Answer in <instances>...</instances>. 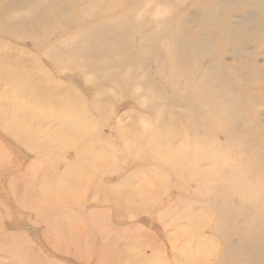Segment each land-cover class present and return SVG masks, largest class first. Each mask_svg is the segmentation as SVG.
Returning a JSON list of instances; mask_svg holds the SVG:
<instances>
[{
  "label": "rangeland",
  "instance_id": "rangeland-1",
  "mask_svg": "<svg viewBox=\"0 0 264 264\" xmlns=\"http://www.w3.org/2000/svg\"><path fill=\"white\" fill-rule=\"evenodd\" d=\"M0 66V264H264V0H0Z\"/></svg>",
  "mask_w": 264,
  "mask_h": 264
},
{
  "label": "bare ground",
  "instance_id": "bare-ground-1",
  "mask_svg": "<svg viewBox=\"0 0 264 264\" xmlns=\"http://www.w3.org/2000/svg\"><path fill=\"white\" fill-rule=\"evenodd\" d=\"M28 77H30V75L26 71L23 72L22 70L20 71V70H18L16 68L14 69L13 67L11 68V67H8V66L7 67L6 66H4V67H1L0 66V78H3L6 83L11 84L12 86L14 85L13 88H15V89H16V87L18 89L20 88V91H23L21 89H24V90H27L30 93H33L35 95V92L38 90L37 88L39 86L35 85L36 83H34L32 79L30 81ZM43 81H44V79H43ZM50 82H51L50 80H48L47 78H45V81L43 82V85L42 86L43 87H46V88H51L52 87L51 86L52 84H50ZM12 91H15V90H12ZM12 91L9 92L8 95L11 96L12 95ZM15 92H17V90ZM8 102H11V101H9L8 97H6V99H4V100H2L0 98V118L1 117L3 119L6 118V116H5L6 115V108H5V106H6V104ZM58 104H60V102H58ZM22 105H24V103ZM46 105H48V104H46ZM71 108L73 109L74 107L71 106ZM43 111L46 112V109H44ZM43 111H41V112H43ZM22 112H25L28 116H30L32 114V112L28 108H24V110H22ZM43 116H47V115H44L43 114ZM65 119H66V121H65L66 123L64 124V128H68L71 125H74L75 123L78 124L80 122V120H81L80 118L78 119V117H76L74 115L73 116L69 115ZM79 139H80L79 144L85 143L84 136H79ZM146 140H147L146 142H149V144H148V147H149L148 148L149 149L148 155L151 154L152 150L153 151H157V150H161L162 149V147L160 146V144L157 145V147L155 146L156 145L155 138L148 137ZM74 143H75V146H77L76 145L77 142H74ZM178 150L181 151L180 148ZM203 151H205V152H203ZM203 151L202 152H199L198 159H200L201 157L206 156V155H207V157L209 156L208 154L210 153V150H205L204 149ZM146 152H147V150L144 149V153H146ZM181 153L182 154L180 155V157H176V158H181L182 159L184 157V154L185 153L184 152H181ZM80 154L81 153H77L76 152V155L81 156ZM159 154L160 153L154 152V155L155 156H157ZM165 154H166V151H163L161 153L162 156L165 155ZM175 154H177V152ZM211 165L212 166H215L212 163H211Z\"/></svg>",
  "mask_w": 264,
  "mask_h": 264
}]
</instances>
